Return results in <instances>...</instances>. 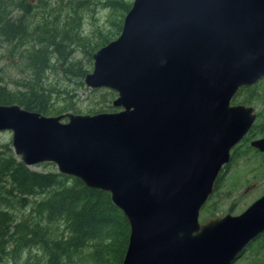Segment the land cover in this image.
Listing matches in <instances>:
<instances>
[{
    "label": "water",
    "instance_id": "1",
    "mask_svg": "<svg viewBox=\"0 0 264 264\" xmlns=\"http://www.w3.org/2000/svg\"><path fill=\"white\" fill-rule=\"evenodd\" d=\"M262 76L264 0H131L82 79L113 91L115 110L0 104V131L26 166L49 162L108 193L128 226L120 264H232L264 230V193L237 214L198 216L255 119L231 100ZM249 146L264 152V136Z\"/></svg>",
    "mask_w": 264,
    "mask_h": 264
},
{
    "label": "trees",
    "instance_id": "2",
    "mask_svg": "<svg viewBox=\"0 0 264 264\" xmlns=\"http://www.w3.org/2000/svg\"><path fill=\"white\" fill-rule=\"evenodd\" d=\"M130 3L0 0V37L7 44L20 45L26 72L13 90L0 85V104H17L42 115L80 113L76 94L86 88L82 79L90 70L91 54L118 35ZM94 4L107 10L105 28L91 22L93 26L83 32L84 15L93 11ZM13 9L20 14L12 16ZM76 53L83 54V61ZM261 81L264 76L239 87L231 102H254L258 99L254 89ZM86 89L96 95L86 114L115 110L113 91ZM253 130L264 134L263 125L254 124ZM235 156L232 148L229 161ZM227 163L219 170L212 191ZM127 233L126 220L107 192L56 169L34 170L14 156L9 141L0 143V264H120ZM261 239L264 230L245 247L253 241L263 244Z\"/></svg>",
    "mask_w": 264,
    "mask_h": 264
},
{
    "label": "rangeland",
    "instance_id": "3",
    "mask_svg": "<svg viewBox=\"0 0 264 264\" xmlns=\"http://www.w3.org/2000/svg\"><path fill=\"white\" fill-rule=\"evenodd\" d=\"M92 7L93 11L84 15L83 32H88L93 25L105 28L104 17L107 10L99 8L97 4ZM19 14L17 9L11 11L14 17ZM91 22H93L92 26ZM20 50L19 44H7L0 37V85L8 90L16 88L26 73L20 62ZM76 57L83 61L82 53H76ZM254 90L258 94V99L248 105H251L257 114L254 124L264 127V81L257 84ZM76 95L79 114H86L87 108L96 102V95L90 94L86 88L77 91ZM98 106L96 105V108ZM10 136V131H0V143L10 142ZM263 136L264 134L259 131L252 135L253 139ZM248 141L245 140L237 146L236 156L228 161L225 169H222L218 186L212 191L204 208L199 211V221L225 213L237 214L264 193V153L250 147ZM39 164L30 166V168L34 170L55 169L52 163L46 167ZM261 242L263 244L257 241L251 242L232 264H264V239H261Z\"/></svg>",
    "mask_w": 264,
    "mask_h": 264
},
{
    "label": "flooded vegetation",
    "instance_id": "4",
    "mask_svg": "<svg viewBox=\"0 0 264 264\" xmlns=\"http://www.w3.org/2000/svg\"><path fill=\"white\" fill-rule=\"evenodd\" d=\"M254 112H255V110H254ZM256 117H257V114H256V112H255V119H256ZM255 119H254V121H255ZM254 121H253L251 127H250V128L248 129V131L246 132V133H248V132L250 131V132L248 133V135H246V133H245V136H244L245 138L242 137V138L240 139V141H238V142L235 144V146H233L232 148L237 149V146H239L240 143L243 142V141H245L246 139L249 140V141H250V140H253L252 135H254L255 133H257L256 130H255V131L253 130ZM247 137H248V138H247ZM254 139H256V138H254ZM249 141H248V144H249ZM250 147H251V146H250ZM232 148H231V149H232ZM231 149H230V150H231ZM230 150H229V158H230ZM258 152H259V151H258ZM261 153H264V152H261ZM228 161H229V159H228ZM228 161H227V162H228ZM224 164H225V163H224ZM224 164H223V165H224ZM223 165H222V166H223ZM220 169H221V168H220ZM203 206H204V205H203ZM203 206H202V208H203ZM202 208H201L200 210H202Z\"/></svg>",
    "mask_w": 264,
    "mask_h": 264
}]
</instances>
